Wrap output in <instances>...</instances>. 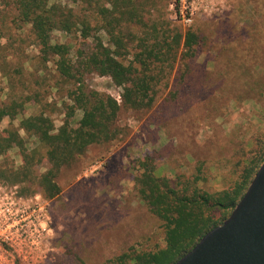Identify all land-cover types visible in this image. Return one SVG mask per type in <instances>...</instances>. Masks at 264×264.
Returning <instances> with one entry per match:
<instances>
[{"label": "rangeland", "instance_id": "obj_1", "mask_svg": "<svg viewBox=\"0 0 264 264\" xmlns=\"http://www.w3.org/2000/svg\"><path fill=\"white\" fill-rule=\"evenodd\" d=\"M1 1L0 104L12 97L26 102L22 115L15 121L5 119L2 130L19 127L22 118L41 113L58 129L69 113L66 105L71 103L68 95L74 84L59 75L52 57L46 60L40 53L31 26L21 25L14 9ZM49 1L79 10L72 0ZM155 2L174 26L196 31L202 46L194 57L180 59L172 74L155 87L153 109L144 115L121 112L119 139L111 146H91L64 168L57 179L62 193L56 199L40 192L22 194V186L0 185L22 206L45 208L52 232L45 242L47 257L40 264H110L132 245L147 250L164 247L161 222L136 197L137 161L152 157L157 176L171 181L178 173L190 176L204 162L207 181L199 186L221 191L235 179V168L247 163L264 135V103L223 91L233 71L243 72L250 66L260 74L264 70V0H196L190 24L177 20V0ZM99 35L107 44L105 34ZM53 41L71 43L73 57L78 50L93 47L92 39L84 41L58 31ZM85 84L121 102L123 89L111 78L89 74ZM81 117L77 112L72 121ZM209 136L214 144L202 146ZM5 163L20 167V150L12 149ZM46 168L44 162L38 173Z\"/></svg>", "mask_w": 264, "mask_h": 264}, {"label": "trees", "instance_id": "obj_2", "mask_svg": "<svg viewBox=\"0 0 264 264\" xmlns=\"http://www.w3.org/2000/svg\"><path fill=\"white\" fill-rule=\"evenodd\" d=\"M1 2L14 9L21 25L31 26L40 53L46 60L52 57L59 75L74 84L68 95L71 103L66 105L69 113L58 129L49 116L41 113L22 118L19 127L2 130L5 119L15 121L22 115L26 102L12 97L0 104V158L4 160L0 162V185L22 186L25 195L40 192L48 199L59 197L62 188L57 179L63 169L82 158L91 146L116 142L121 135L117 126L121 112H150L156 103L155 87L172 74L180 59L194 57L195 50L202 46L196 31H182L165 19L155 0H72L78 11L50 4L49 0ZM56 31L84 41L92 39L93 47L78 50L73 57L71 43L53 41ZM89 74L111 78L123 89L121 102L89 90L85 84ZM224 88L225 95L237 93L240 98L244 94L264 103V70L260 74L250 66L243 72L233 71L231 83ZM77 112L82 117L74 122ZM213 138L209 136L202 146L214 144ZM14 148L22 156L18 168L5 163ZM44 162L46 171L39 174ZM137 163L140 173L134 179L136 197L161 222L165 245L151 250L132 245L109 262L175 264L231 216L264 163V135L247 163L235 168V179L221 191L209 192L199 186L207 181L204 162L190 176L178 173L175 181L157 176L150 156Z\"/></svg>", "mask_w": 264, "mask_h": 264}, {"label": "water", "instance_id": "obj_3", "mask_svg": "<svg viewBox=\"0 0 264 264\" xmlns=\"http://www.w3.org/2000/svg\"><path fill=\"white\" fill-rule=\"evenodd\" d=\"M175 264H264V163L231 216Z\"/></svg>", "mask_w": 264, "mask_h": 264}, {"label": "built area", "instance_id": "obj_4", "mask_svg": "<svg viewBox=\"0 0 264 264\" xmlns=\"http://www.w3.org/2000/svg\"><path fill=\"white\" fill-rule=\"evenodd\" d=\"M196 0H177L176 18L184 24L193 21ZM45 208L29 207L0 188V264H40L45 261L51 228Z\"/></svg>", "mask_w": 264, "mask_h": 264}]
</instances>
